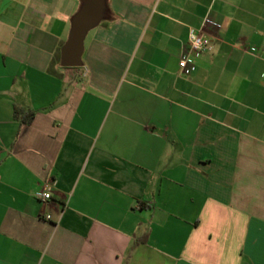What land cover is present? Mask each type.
I'll return each instance as SVG.
<instances>
[{"label": "crops", "instance_id": "obj_1", "mask_svg": "<svg viewBox=\"0 0 264 264\" xmlns=\"http://www.w3.org/2000/svg\"><path fill=\"white\" fill-rule=\"evenodd\" d=\"M83 2L0 0V264H264V0H105L64 68Z\"/></svg>", "mask_w": 264, "mask_h": 264}, {"label": "water", "instance_id": "obj_2", "mask_svg": "<svg viewBox=\"0 0 264 264\" xmlns=\"http://www.w3.org/2000/svg\"><path fill=\"white\" fill-rule=\"evenodd\" d=\"M105 0H84L81 10L73 19L70 36L64 44L60 61L64 68L82 66L85 51V38L102 20Z\"/></svg>", "mask_w": 264, "mask_h": 264}, {"label": "built area", "instance_id": "obj_3", "mask_svg": "<svg viewBox=\"0 0 264 264\" xmlns=\"http://www.w3.org/2000/svg\"><path fill=\"white\" fill-rule=\"evenodd\" d=\"M202 25L204 28H213L215 30L222 28L221 24L208 17L203 20ZM188 42L189 49L183 53L178 63L180 75L186 78L191 77L195 73V60L211 48V39L203 31H190ZM255 51L256 49H251L252 53ZM52 186L50 182L44 184L42 190L37 194V200L40 203L44 205L49 204L52 199ZM42 219L48 222L52 221V217L49 214L42 216Z\"/></svg>", "mask_w": 264, "mask_h": 264}, {"label": "trees", "instance_id": "obj_4", "mask_svg": "<svg viewBox=\"0 0 264 264\" xmlns=\"http://www.w3.org/2000/svg\"><path fill=\"white\" fill-rule=\"evenodd\" d=\"M53 62H56L57 64H60V53L57 55V57H55V59H54V61ZM15 118H18V112H15ZM31 120L32 119H30L29 121H28V123H30L31 122Z\"/></svg>", "mask_w": 264, "mask_h": 264}]
</instances>
